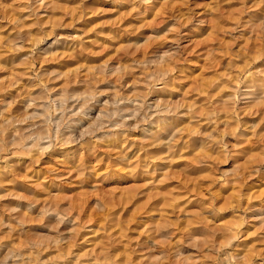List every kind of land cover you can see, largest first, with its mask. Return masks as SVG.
<instances>
[{"label": "rangeland", "instance_id": "374dc122", "mask_svg": "<svg viewBox=\"0 0 264 264\" xmlns=\"http://www.w3.org/2000/svg\"><path fill=\"white\" fill-rule=\"evenodd\" d=\"M263 80L264 0H0V264H264Z\"/></svg>", "mask_w": 264, "mask_h": 264}, {"label": "bare ground", "instance_id": "6f19581e", "mask_svg": "<svg viewBox=\"0 0 264 264\" xmlns=\"http://www.w3.org/2000/svg\"><path fill=\"white\" fill-rule=\"evenodd\" d=\"M255 81V80H254ZM264 81V80H263ZM251 85H252V83H251ZM247 86H250V85H248L247 84ZM246 87V86H245ZM250 89L247 87V88H245V92H246V94H245V96H248L249 94H251L250 92H248ZM263 111V110H262ZM250 174V173H249ZM247 175V174H246ZM252 187V186H251ZM254 187V186H253ZM252 187V188H253ZM249 190H250V188H249ZM259 205H260V208H262L263 206H264V204H262V203H259ZM259 222V221H258ZM261 225V224H260ZM263 229V228H262ZM261 229V233L258 231L257 232V234H256V236L257 237H254L255 238V240H257V241H264V229L262 230ZM246 230H248V228L246 229ZM259 250V249H258ZM257 250V251H258ZM259 256H261V258H263L264 259V251H262L261 249H260V251H259ZM248 263V262H247ZM246 264V263H245Z\"/></svg>", "mask_w": 264, "mask_h": 264}]
</instances>
